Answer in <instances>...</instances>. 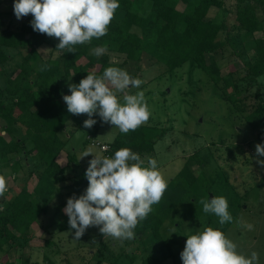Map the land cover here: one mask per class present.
I'll use <instances>...</instances> for the list:
<instances>
[{"label": "trees", "instance_id": "1", "mask_svg": "<svg viewBox=\"0 0 264 264\" xmlns=\"http://www.w3.org/2000/svg\"><path fill=\"white\" fill-rule=\"evenodd\" d=\"M118 3L120 7L107 35L93 38L91 44L77 45L76 53L56 49L58 39L34 31L31 14L24 17L20 26L13 27L6 25L0 11V175L6 177V171L10 169L16 177L28 167V177L21 189L10 188L0 196L1 205L11 194L8 203L0 206V251L7 253L16 247L24 249L37 228H44L42 217L49 214L51 207L55 211L50 224L55 220L57 223L63 221L66 226H60L59 231L69 230L68 216L63 211L66 203L53 206V198L61 193L64 183L74 187L71 193L77 197L88 186L85 177L88 167L81 168L75 154L67 152L66 167L59 163L71 137L65 132L68 123L80 129L88 119L86 114L68 112L63 96L71 93L62 86L60 75L67 83L72 80L73 84H79L90 72L101 75L107 67L123 68L129 61L141 63L144 56H148L162 66L163 71L159 74L162 76L193 61L206 74L210 84L225 92L234 91L227 99L254 130H260V138H264V93L260 82L264 77V0H235L233 10L228 7L227 0H118ZM181 3L185 5L183 10L179 9ZM213 9L217 14L209 18ZM257 34L262 36L258 38ZM44 46L51 51L47 58L41 57L40 49ZM96 46H104L107 51L100 57L90 55V49ZM240 46H243L242 53L254 51L256 54L254 60L246 63L244 76L239 78L248 82L244 90L231 73L227 78L222 75V67L217 61L229 47L237 53ZM15 51L21 55L22 62L16 74L8 76L6 67ZM56 52L59 55L53 59ZM112 54L122 56L123 61L115 62ZM36 56L43 61L38 69L34 65ZM1 81H4L3 85ZM93 119L101 125L98 114ZM20 127L25 134L22 138L16 136ZM165 134V129L144 125L128 134L119 131L115 140L108 144L109 150L103 153L110 157L120 148H130L144 158L155 153L156 143ZM230 149L227 147L228 151ZM216 150L218 154L222 148ZM29 156L35 158L36 165L26 167L23 164ZM229 157L232 159V153ZM191 162L202 169L209 161H203L199 152L191 156L179 173L181 180L173 188L167 187L156 204L158 208L152 209L136 227V237L145 247L165 242L164 227L180 208L193 202L192 196L202 181ZM73 165L81 169L71 176ZM99 237V255L103 257V251L109 252L110 248L100 232ZM127 257L132 264L137 258L136 255ZM20 264H31V261L24 258ZM142 264L158 262L147 255Z\"/></svg>", "mask_w": 264, "mask_h": 264}, {"label": "rangeland", "instance_id": "2", "mask_svg": "<svg viewBox=\"0 0 264 264\" xmlns=\"http://www.w3.org/2000/svg\"><path fill=\"white\" fill-rule=\"evenodd\" d=\"M14 2L15 0H0V11L3 12L6 25L18 27L24 22V17L19 20L16 18ZM227 5L233 10L235 0H227ZM184 8L185 5L181 3L179 9ZM216 14L217 10L213 9L209 18L215 17ZM233 17L232 14V25L235 24ZM256 36L259 38L262 35ZM242 47L237 48V53L229 47L224 55L217 57V61L222 67V75L227 78L231 73L238 80L240 89L244 90L248 82L239 78L244 76L246 63L254 60L256 54L254 51L244 54ZM41 49H49L40 52L41 57L47 58L51 52L50 48L44 46ZM58 55L56 52L53 59H57ZM12 56L6 67L8 76L16 74L22 62L21 55L16 51L12 52ZM112 58L115 62L123 61V57L117 54H112ZM42 63V59L36 56L35 67L38 69ZM122 69L131 77L143 81L139 88L128 90L131 94L138 91L145 93L151 115L143 125L166 130L164 138L156 143L155 153L142 158L145 164L147 165L148 158L157 160L158 168L166 178L168 187L173 188L181 180L179 173L191 156L199 152L203 161H209L203 164L202 169L199 168L200 165L191 162L193 170L200 173L202 181L197 193L192 196L193 202L180 208L164 227L162 232L166 236L165 242L147 248L138 237L123 242L105 237L103 241L109 244L110 250H104L103 257L99 255V226L89 227L83 236L76 240L74 229L59 231L60 226H66L63 221L57 223L55 220V223L50 224L55 211V208L51 207L49 214L42 217L44 228H37L35 236L24 249L16 247L9 249L7 253L0 251V264H20L24 258H29L31 264H132L127 255L137 256L133 264H142L147 255H151L158 264H183L180 254L185 247L187 236L204 227L226 230L225 235L237 244L239 252L250 256L255 251L259 255V264H264V165L258 162L264 160V156L258 157L255 147L257 144H264V138H260V130H254L245 117L238 113L233 102L227 99L234 91L229 89L225 92L210 84L206 74L193 61L162 76H159L163 71L162 66L148 56H144L141 63L129 61ZM60 79L65 90L73 84L72 80L67 83L63 75H60ZM3 82L1 81V85ZM260 82L264 93V77L260 78ZM98 124L97 121L91 128L83 126L76 129L73 123H68L65 132L68 137L71 136L70 141L59 158L63 167L68 164L67 152L75 154L81 168L89 166L93 155H104L105 152L94 143L111 144L119 129L104 121H101L100 126ZM16 136H25L22 127ZM227 147L231 148L230 151ZM217 148H222L218 154ZM85 152H91L93 155L82 157ZM230 153L232 159L229 157ZM21 157L24 158V155H20ZM23 164L26 167L36 165V160L29 156ZM27 168L21 170L16 177L10 169L6 171L7 190L21 189L23 181L28 177ZM72 168L74 171L70 170L71 176L81 169L74 165ZM67 184L64 183L61 193L53 198V206L61 202L67 203V199L73 196L71 191L74 187ZM10 196L11 194L7 198L10 199ZM213 196H224L227 199L232 222L220 225L215 214L203 212L200 200L211 199ZM8 199L0 206L6 205ZM157 208L156 204L152 206L153 210ZM246 225H251V229ZM173 229L175 233L172 232Z\"/></svg>", "mask_w": 264, "mask_h": 264}, {"label": "clouds", "instance_id": "3", "mask_svg": "<svg viewBox=\"0 0 264 264\" xmlns=\"http://www.w3.org/2000/svg\"><path fill=\"white\" fill-rule=\"evenodd\" d=\"M119 7L118 0H15L13 5L18 20L31 14L33 30L58 39L56 49L70 53H76L77 45L106 36ZM106 51V47L96 46L89 54L100 57ZM142 83L125 69L107 67L101 75L90 72L79 84H70L71 94L64 95L63 100L69 113L88 116L83 122L85 128L96 124L93 116L98 114L102 121L128 134L147 123L151 115L145 93L128 91ZM255 147L257 156H264V144ZM90 154L85 152L82 157ZM93 157L85 172L88 186L84 194H73L63 209L70 229L75 230L74 239L79 240L89 227L99 226L103 237L133 240L134 230L163 198L168 182L157 160L148 158L145 166V160L130 148H120L110 157L99 153ZM258 162L264 165V160ZM6 191V178L0 175V196ZM200 203L205 214L219 218L220 225L232 222L224 196L201 199ZM180 256L183 264H259L257 252L244 255L233 240L213 227L188 235Z\"/></svg>", "mask_w": 264, "mask_h": 264}, {"label": "built area", "instance_id": "4", "mask_svg": "<svg viewBox=\"0 0 264 264\" xmlns=\"http://www.w3.org/2000/svg\"><path fill=\"white\" fill-rule=\"evenodd\" d=\"M94 143V142H93ZM94 144H96L98 147H100V149L103 151V152H107L108 150H109V146L108 145H106V144H101V143H94ZM93 144V145H94ZM104 149H107V150H104Z\"/></svg>", "mask_w": 264, "mask_h": 264}]
</instances>
